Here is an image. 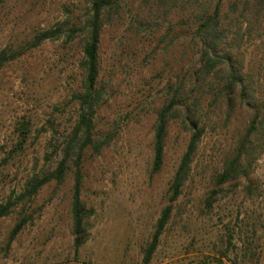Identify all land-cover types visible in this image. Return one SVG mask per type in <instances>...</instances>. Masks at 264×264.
Instances as JSON below:
<instances>
[{
  "label": "rangeland",
  "instance_id": "374dc122",
  "mask_svg": "<svg viewBox=\"0 0 264 264\" xmlns=\"http://www.w3.org/2000/svg\"><path fill=\"white\" fill-rule=\"evenodd\" d=\"M142 1L125 0L122 19L103 30L100 54L109 98L96 121L100 132L118 135L100 156L90 149L85 154L81 199L91 212L87 243L76 251L72 168L62 184L45 186L0 221V264H144V250L190 141L180 122L172 123L163 169L154 174L156 112L167 84L198 62L193 21L211 13L219 0H187L167 19L154 13L158 23L149 32L139 29ZM236 1H223V25L243 37L238 56L264 101V14L252 2L244 6L246 0L229 10ZM91 2L0 0V53L28 48L38 33L59 22L78 23ZM82 58L79 40L47 43L28 49L0 72V202L19 195L31 177L55 169L61 160L64 136L77 119L69 101L81 85ZM210 104V99L204 103L205 134L189 180L150 264H216L221 258L225 264H264V151L248 179L217 186L249 112L237 108L228 118L223 106ZM25 119L33 125L26 152L4 163L18 142L15 128ZM23 218L26 227L10 242Z\"/></svg>",
  "mask_w": 264,
  "mask_h": 264
},
{
  "label": "trees",
  "instance_id": "16d2710c",
  "mask_svg": "<svg viewBox=\"0 0 264 264\" xmlns=\"http://www.w3.org/2000/svg\"><path fill=\"white\" fill-rule=\"evenodd\" d=\"M125 0H92L86 16L78 23L72 21L59 22L54 27L38 33L24 50L11 51L5 49L0 53V72L12 61L21 57L28 49H36L47 43L63 41L72 44L79 40L82 45V81L79 90L72 93L69 104L77 108V119L71 130L64 136L62 157L55 169L35 174L25 184L24 190L13 194L5 202H0V221L9 217L20 205L31 202L47 185L62 184L69 171L74 169V188L72 200V220L74 247L78 251L88 241L86 221L91 212L82 202L83 162L88 149L93 155L100 156L118 135V131L100 132L97 118L100 109L109 98L108 84L103 78V65L100 54L101 40L105 25L122 19ZM219 0L211 13L201 14L191 26V40L199 49V59L193 70L178 76L175 82L166 86L165 101L156 112L153 139L154 174L160 173L164 166L166 140L170 125L180 122L190 134L187 150L181 158L168 191L167 206L159 218L150 243L144 250V264H150L156 253L162 236L168 227L174 206L182 196L189 180L192 163L205 134L204 103L211 100L209 107L219 104L225 108L227 116L237 108L249 112L248 125L238 137L231 155L225 160L222 172L216 178V185L248 179L252 165L264 151V101L260 100L253 80L244 72V62L238 56V48L242 36L224 27L222 6ZM244 6L252 2L255 9L264 14V0H246ZM187 0H143L138 17H143L139 25L140 31L149 32L158 23L153 14H161L167 19L173 8L185 4ZM241 0L229 6V10L238 8ZM176 9V8H175ZM228 15V12H225ZM146 15V16H145ZM168 33L164 38H168ZM163 38V39H164ZM18 142L9 153V159L26 152L27 142L33 132L30 120L19 122L15 128ZM213 198L208 200L212 203ZM28 219L23 218L14 228L10 236L13 242L23 231ZM226 257V255H224ZM216 264H225L221 259Z\"/></svg>",
  "mask_w": 264,
  "mask_h": 264
}]
</instances>
